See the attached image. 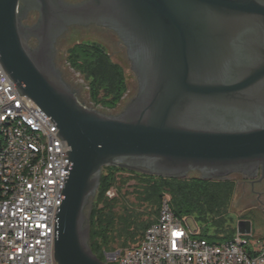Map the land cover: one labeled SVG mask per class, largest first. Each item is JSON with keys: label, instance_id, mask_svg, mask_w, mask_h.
Segmentation results:
<instances>
[{"label": "water", "instance_id": "1", "mask_svg": "<svg viewBox=\"0 0 264 264\" xmlns=\"http://www.w3.org/2000/svg\"><path fill=\"white\" fill-rule=\"evenodd\" d=\"M41 15L28 45L23 20ZM72 25L115 32L128 50L140 89L119 115L89 108L52 58L56 38ZM264 30V0H0V60L19 92L59 128L72 163L57 216V264H105L91 250L90 212L103 170L115 167L166 179L203 180L264 170V118H243L247 91L264 80V63L239 82L234 47ZM239 234L251 233L248 223Z\"/></svg>", "mask_w": 264, "mask_h": 264}, {"label": "built area", "instance_id": "2", "mask_svg": "<svg viewBox=\"0 0 264 264\" xmlns=\"http://www.w3.org/2000/svg\"><path fill=\"white\" fill-rule=\"evenodd\" d=\"M57 124L19 92L0 60V264H57V216L72 163ZM115 191H108L109 198ZM169 198L139 244L103 251L105 264H264V239L211 242Z\"/></svg>", "mask_w": 264, "mask_h": 264}, {"label": "trees", "instance_id": "3", "mask_svg": "<svg viewBox=\"0 0 264 264\" xmlns=\"http://www.w3.org/2000/svg\"><path fill=\"white\" fill-rule=\"evenodd\" d=\"M67 64L79 73L88 87L90 101L104 110H116L128 92L124 69L96 43H75L67 52ZM127 173V175H124ZM134 182L133 185H130ZM132 186L138 208L130 204L124 189ZM237 181L203 180L199 176L187 179H166L139 174L115 167L103 170L100 188L90 212V246L94 255L104 260L103 251L113 247L129 248L143 239L146 230L156 221L160 206L169 198L172 210L178 217L199 213L201 219L215 218L225 209L228 199L236 191ZM115 191L109 198L108 191ZM199 220V219H198ZM207 231L206 228H203ZM211 242L219 237L202 235ZM233 238L229 239L232 240ZM225 240V239H224Z\"/></svg>", "mask_w": 264, "mask_h": 264}, {"label": "rangeland", "instance_id": "4", "mask_svg": "<svg viewBox=\"0 0 264 264\" xmlns=\"http://www.w3.org/2000/svg\"><path fill=\"white\" fill-rule=\"evenodd\" d=\"M72 1V0H69ZM79 42H96L106 48L114 62L118 63L125 71L128 80V92L125 95L122 103L116 110H104L101 107H96L89 99L88 87L83 77L75 72L66 62L68 50ZM60 58L58 61L59 67L65 74L67 80L76 88L80 89L81 101L89 108L98 110L107 115H118L125 103H129L136 95V80L130 70V63L127 59L125 50L121 48L116 37L109 31L100 29L98 27L91 28H78L68 33L60 44ZM127 175V173H124ZM192 176H198L194 174ZM231 179L239 180L240 177L232 176ZM132 182L130 185H133ZM124 189L129 195L127 199L130 204H134V208H138L135 195L131 194L133 191L132 186ZM248 197L243 193L242 188H236V191L231 194L225 209L219 210L215 218L209 217L208 221L202 220L204 217L199 213L192 215H183L184 220H188L190 227L196 230L197 224L202 228L207 229L208 237H219L220 242L230 241L229 239L239 235V224L248 223L251 228V233L245 237L250 242H258L264 239V198L260 201H247ZM199 219V220H198ZM225 239V240H224Z\"/></svg>", "mask_w": 264, "mask_h": 264}, {"label": "flooded vegetation", "instance_id": "5", "mask_svg": "<svg viewBox=\"0 0 264 264\" xmlns=\"http://www.w3.org/2000/svg\"><path fill=\"white\" fill-rule=\"evenodd\" d=\"M67 3L70 4H82L85 2H88L89 0H65ZM40 13L33 7L30 8L24 17L23 24L24 26L28 29V45L30 48L33 50L39 49L41 45V41L35 32L37 31V28L39 27L40 24ZM91 27H98L95 25H90L88 27H82L79 25H72L69 27L68 30L64 31L61 33L55 40L54 44L52 45V58L57 66V68L61 71L63 78L65 82H67L72 90L76 92L78 98L81 101V92L79 88H76L73 84H71L67 78L65 77L64 72L58 65V61L60 58V47L59 44L61 40L67 36L68 33L72 32L75 29L78 28H91ZM100 29L106 30L111 32L116 39L118 40L119 45H121V48L125 50L127 59L130 63V70L136 80V95L131 99L129 103H125V106L121 109L119 114H122L125 110H127L136 100L139 94V81L137 75L133 71V65L132 61L129 57L127 47L125 44L121 41L119 36L106 28L103 27H98ZM243 41L241 44H239L237 47H234L235 51V56L237 60L235 61L239 65L240 71L234 72V73H228L230 79L233 82H239L241 81L244 77L247 76V74L251 73L252 68L255 67L256 65H259L260 63H264V30L252 28L245 32L243 34ZM87 43H96V42H87ZM99 45L101 48L105 49V51L110 55L109 51L106 50L102 45L96 43ZM111 56V55H110ZM112 57V56H111ZM245 104H243L242 109L243 110H249V111H255L257 112L254 115H249V114H240L241 117L243 118H255L256 120L261 122L264 118V80L260 82L258 85L253 87L250 91H247L245 96ZM84 103L83 101H81ZM85 104V103H84ZM118 114V115H119ZM140 174V173H139ZM197 174L199 177L202 176V174L198 171H192L189 173L188 177H191L192 175ZM232 176H238L240 179L237 181V188H242L243 193L248 197L247 201H260L261 199L264 198V170L263 168L260 167L258 172H256L255 176L253 177H248L243 174H232ZM89 212V211H88Z\"/></svg>", "mask_w": 264, "mask_h": 264}, {"label": "crops", "instance_id": "6", "mask_svg": "<svg viewBox=\"0 0 264 264\" xmlns=\"http://www.w3.org/2000/svg\"><path fill=\"white\" fill-rule=\"evenodd\" d=\"M204 232H206V233H207V231H204V230H203V233H204Z\"/></svg>", "mask_w": 264, "mask_h": 264}]
</instances>
